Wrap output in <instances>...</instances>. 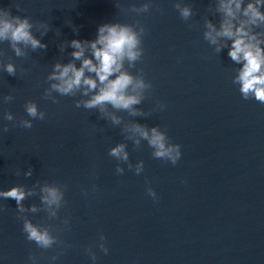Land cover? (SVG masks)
<instances>
[{"label":"water","instance_id":"water-1","mask_svg":"<svg viewBox=\"0 0 264 264\" xmlns=\"http://www.w3.org/2000/svg\"><path fill=\"white\" fill-rule=\"evenodd\" d=\"M8 63L15 76L3 70ZM51 70L0 51V190L21 185L32 193L24 212L0 198L2 264H28L30 254L37 264H92L89 247L96 264H264V104L243 100L238 90L152 86L134 106L141 115L106 106L120 117L113 124L98 109L75 107L86 97L51 91ZM29 103L44 120L27 115ZM159 103L163 111L154 110ZM6 112L13 121L3 119ZM29 120L32 128L18 126ZM135 123L165 130L182 146L181 160L154 158L147 141L137 144L128 131ZM118 143L127 161L108 155ZM141 160L144 171L136 175ZM118 166L124 174L115 173ZM45 185L64 193L55 216L40 199ZM26 219L48 229L57 245L45 250L27 241ZM101 233L107 255L96 247Z\"/></svg>","mask_w":264,"mask_h":264},{"label":"clouds","instance_id":"clouds-1","mask_svg":"<svg viewBox=\"0 0 264 264\" xmlns=\"http://www.w3.org/2000/svg\"><path fill=\"white\" fill-rule=\"evenodd\" d=\"M182 19L192 16V9L179 4L176 5ZM137 12H146L148 5L143 4L134 8ZM213 16L218 21L205 18L203 40L213 53L219 56L227 49V57L235 67L232 69L231 82L243 100H254L264 104V0H216ZM38 28H43L40 33L45 35L50 28L46 22H37ZM34 23L28 16L13 15L10 9L0 7V41L10 40L17 56L23 54L17 45H24L35 50L45 49L47 45L33 34ZM78 32V29L76 30ZM145 32L143 26L137 31L131 24L119 21L102 23L97 27L95 39H72L68 47L73 49L70 53L71 60L67 63L57 62L52 66L48 75L50 90L61 96H75L77 93L86 99L75 102L76 108L98 109L101 114L110 117L113 124L120 123V117L108 113L106 106L110 105L115 110H128L132 115L143 114L134 106L140 105L145 92L152 88L151 82L143 75H134L125 67L135 66L144 54L142 35ZM79 61V65H77ZM5 72L15 76L16 68L12 63L4 65ZM5 101L12 99L5 95ZM55 102V101H54ZM166 105L159 103L154 110L163 111ZM26 113L31 118L44 120L45 114L38 109L35 103L26 105ZM3 119L11 122L13 114L6 112ZM19 127L32 128L31 120L24 121ZM8 125L4 124L2 131L7 132ZM128 131L135 137L139 144L140 139L146 140L153 149L152 156L176 165L182 158V146L172 143L165 130L159 126L146 127L140 123L131 125ZM108 155L117 160L127 161L128 152L126 145L118 143L111 147ZM132 168V165H129ZM144 171V161H139L135 166V174L140 175ZM117 175L124 174V169L117 167ZM31 169L25 173L31 176ZM95 190V186H93ZM148 196L156 201L159 199L157 192L151 186L146 187ZM41 202L46 204L52 216L56 215V209L64 202V193L56 186L45 185L41 188ZM21 185H15L7 190H0V198H11L16 201L18 210L26 209L22 201L31 195ZM53 206H55L53 208ZM28 210L35 212V205ZM67 223V221L65 222ZM23 233L27 241L34 242L41 249H51L57 245V237L46 228L34 224L30 220H24ZM96 247L105 255L108 254L107 237L102 233ZM92 264L98 259L96 251L92 247L86 249ZM57 256L50 257L54 262ZM38 257L34 254L28 256V264H37ZM2 264V260H0Z\"/></svg>","mask_w":264,"mask_h":264}]
</instances>
